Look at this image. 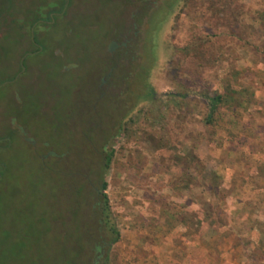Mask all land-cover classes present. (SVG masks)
<instances>
[{
  "label": "rangeland",
  "instance_id": "rangeland-1",
  "mask_svg": "<svg viewBox=\"0 0 264 264\" xmlns=\"http://www.w3.org/2000/svg\"><path fill=\"white\" fill-rule=\"evenodd\" d=\"M13 1L19 18L0 14V264H87L97 198L73 189L100 169L101 143L119 233L108 264H264V0H70L52 25L57 0Z\"/></svg>",
  "mask_w": 264,
  "mask_h": 264
},
{
  "label": "trees",
  "instance_id": "trees-1",
  "mask_svg": "<svg viewBox=\"0 0 264 264\" xmlns=\"http://www.w3.org/2000/svg\"><path fill=\"white\" fill-rule=\"evenodd\" d=\"M38 1V0H37ZM69 1L67 3H65L64 5V2L61 1L58 3V0L57 1H52V4L51 6H56L55 8L53 9H50V17H47V19H50V21L48 23H50L51 25L54 24L57 19L63 15H65V12L67 10L64 11V8L63 6H67L69 4ZM17 4L16 2H14L13 0H0V14L3 15V12H4V15L3 17H6L7 21H10L12 20V22H14V20L18 19V15H14V12H15V8H16ZM39 4H36L35 6L31 7L30 10H28V14H30L29 16H25L21 19V21H28V20H31L28 25L30 27H33L34 24L37 22L40 23V19H43L44 18V12H45V9L42 10V17L41 16H38V14L36 13L37 11V8H38ZM45 7H47V5H44ZM13 9H12V8ZM44 7V8H45ZM68 9V8H67ZM17 12V11H16ZM18 13V12H17ZM49 14V13H48ZM30 18V19H29ZM5 19V18H4ZM1 20V19H0ZM2 23H4L2 20H1ZM36 32H33V34H29L30 35V38H31V42L34 44L35 42H39L41 41L40 39L37 38ZM148 87H149V90H148ZM146 88V95H137V96H141L142 99L144 100H148L150 99L149 95L152 96L154 91L152 90V88L150 86H148ZM125 89H123L122 91H120V97H124L123 94H125ZM103 92H100L98 93L97 92V98H105L107 95H106V92H104V95L102 96H99L101 95ZM122 95V96H121ZM204 98H208L209 100V111H210V117L212 116V114L214 112H216V109L218 107V105L221 103L222 101V96L220 94H213L212 96H205ZM111 99L113 100V97L111 95ZM111 100V104L113 105V108L117 111L118 107L120 106V104L117 103L116 99H114V102ZM124 105V103H123ZM129 110V109H128ZM110 117V116H109ZM122 119V116H120L119 118V121L117 123V125H120V121ZM209 119V117H208ZM207 119V121H208ZM210 122V119L209 121ZM121 126V125H120ZM100 126H97L95 129V131L97 133L94 132L95 135H98V128ZM100 131L99 133L101 132V128H99ZM110 136V134H108V131L106 133V136L105 137H97L99 140L101 141H104V139L106 140V144L108 145L109 142H110V138H108ZM111 137V136H110ZM88 141V140H87ZM89 143V146H90V149H91V153L94 155L96 149L94 148V146H96L97 144V141L95 144H92L88 141ZM47 149H49L48 153L50 155H54V147L49 143H47ZM100 150V152H98L97 154L102 155L99 163V167L100 169L99 170H93L95 171V173H93L92 176L90 175H86L90 180H92V184H93V189L90 187V186H87V183H90L85 177V175H82V181H83V186H76L74 190V193L77 192L78 190H80V192L82 191V194L86 193V197H87V193L90 191L92 195H95L96 198H97V201L95 202V204H93L91 207V209H89V212H90V215H88V218L91 219V221L95 224L94 225V228L91 229V227L88 226V228L91 229V231L93 232L94 237H91L92 240H89V250L86 254V258H87V264H108V261H109V258H108V250L111 248V246L118 241V238H119V233L118 231L112 227L110 225V216L108 214V210H109V207L107 205V196L106 194L104 193V190L107 186L106 184V181L104 180V173L105 171L107 170V167L109 165V160H110V152L108 150V146L106 148V145L105 144H102L100 145V148H98ZM104 152V153H102ZM56 156L59 157L58 154H56ZM95 156V155H94ZM53 162L52 164H49V165H46V162H45V166H48V169L49 171L54 169L56 166L59 165V162H58V158H53ZM60 160V159H59ZM95 160H88L87 158V165L85 168H81V166H79V170L82 172L84 171L85 173H87L88 169L90 170V165L89 163H92L95 164L94 162ZM94 166V165H93ZM97 168V166H96ZM1 171V170H0ZM58 171V170H57ZM53 173H55L54 171H52ZM83 174V173H82ZM69 175V173L67 174V176ZM92 177H94L92 179ZM65 179V178H64ZM87 186V187H86ZM90 221V222H91ZM51 226H53V224H50ZM83 228H86L85 226H82ZM87 228L86 232L89 234V229ZM90 237V236H89ZM88 240V239H87Z\"/></svg>",
  "mask_w": 264,
  "mask_h": 264
},
{
  "label": "water",
  "instance_id": "water-1",
  "mask_svg": "<svg viewBox=\"0 0 264 264\" xmlns=\"http://www.w3.org/2000/svg\"><path fill=\"white\" fill-rule=\"evenodd\" d=\"M114 46H115V42L114 41H111L110 44L108 45V50L109 51H112V49L114 48Z\"/></svg>",
  "mask_w": 264,
  "mask_h": 264
},
{
  "label": "flooded vegetation",
  "instance_id": "flooded-vegetation-1",
  "mask_svg": "<svg viewBox=\"0 0 264 264\" xmlns=\"http://www.w3.org/2000/svg\"><path fill=\"white\" fill-rule=\"evenodd\" d=\"M101 95H103V93L101 94ZM49 154V153H48ZM89 182H91V180L86 176L85 177Z\"/></svg>",
  "mask_w": 264,
  "mask_h": 264
}]
</instances>
